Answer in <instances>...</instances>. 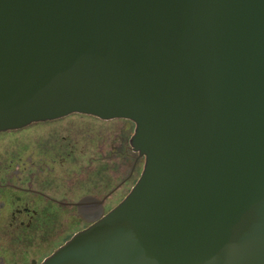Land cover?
Masks as SVG:
<instances>
[{
    "label": "water",
    "instance_id": "95a60500",
    "mask_svg": "<svg viewBox=\"0 0 264 264\" xmlns=\"http://www.w3.org/2000/svg\"><path fill=\"white\" fill-rule=\"evenodd\" d=\"M75 112L146 162L42 264H264V0H0V132Z\"/></svg>",
    "mask_w": 264,
    "mask_h": 264
},
{
    "label": "flooded vegetation",
    "instance_id": "af4514ba",
    "mask_svg": "<svg viewBox=\"0 0 264 264\" xmlns=\"http://www.w3.org/2000/svg\"><path fill=\"white\" fill-rule=\"evenodd\" d=\"M136 124L71 113L0 132V264H42L142 176Z\"/></svg>",
    "mask_w": 264,
    "mask_h": 264
}]
</instances>
